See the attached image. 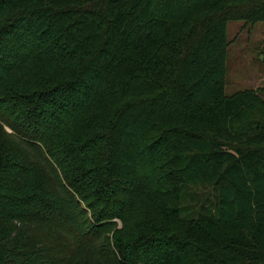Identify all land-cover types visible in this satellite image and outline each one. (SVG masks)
<instances>
[{
    "label": "trees",
    "instance_id": "obj_1",
    "mask_svg": "<svg viewBox=\"0 0 264 264\" xmlns=\"http://www.w3.org/2000/svg\"><path fill=\"white\" fill-rule=\"evenodd\" d=\"M234 19L264 0H0V264H264Z\"/></svg>",
    "mask_w": 264,
    "mask_h": 264
},
{
    "label": "rangeland",
    "instance_id": "obj_2",
    "mask_svg": "<svg viewBox=\"0 0 264 264\" xmlns=\"http://www.w3.org/2000/svg\"><path fill=\"white\" fill-rule=\"evenodd\" d=\"M227 35V93L264 85V21L230 20Z\"/></svg>",
    "mask_w": 264,
    "mask_h": 264
}]
</instances>
